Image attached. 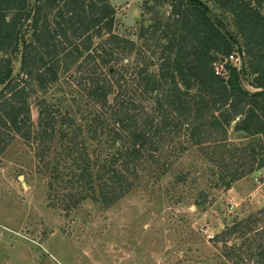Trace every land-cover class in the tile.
I'll list each match as a JSON object with an SVG mask.
<instances>
[{"label": "rangeland", "instance_id": "rangeland-1", "mask_svg": "<svg viewBox=\"0 0 264 264\" xmlns=\"http://www.w3.org/2000/svg\"><path fill=\"white\" fill-rule=\"evenodd\" d=\"M109 1L123 46L115 61L98 68L97 59L64 61L46 90L30 80L33 137L1 131L8 138L0 147V264H264V166L248 155L264 145L263 135L236 131L240 116L225 128L213 126L218 113L197 86L185 89L178 81L189 102L185 115L165 102L173 85L161 76V56L173 57L164 46L180 30L169 15L171 0ZM200 1L239 40V57L219 63L239 70L241 39L232 15ZM111 40L105 34L94 42ZM19 67L16 56L13 76ZM141 68L156 80L153 89L138 76ZM96 78L107 81L105 100L89 95ZM251 78H239L250 93L259 90ZM199 97L206 102L201 117L194 113ZM40 104L59 116L49 137L40 134ZM134 124L149 128L152 142L134 168L116 166L130 188L105 205L76 177L87 163L95 196L102 183L116 187L103 168L128 147ZM192 125L200 128L199 143L189 138ZM236 222L238 230L224 234Z\"/></svg>", "mask_w": 264, "mask_h": 264}, {"label": "trees", "instance_id": "trees-1", "mask_svg": "<svg viewBox=\"0 0 264 264\" xmlns=\"http://www.w3.org/2000/svg\"><path fill=\"white\" fill-rule=\"evenodd\" d=\"M212 1L219 8L228 10L233 17L241 39L238 49L242 54V66L237 70L225 62L223 70L216 73L215 64L234 53L239 40L232 39L220 28L219 22L208 15L205 4L200 0H171L169 15L180 30L164 46L165 51L173 53V57L161 56V76L174 86L164 100L172 110L185 115L189 111V102L184 100L185 90H180L178 81L185 89L197 86L202 95L209 97L212 109L218 113L213 117V126L225 128L240 116L234 124L236 131L262 134L264 137L263 0ZM114 16L115 8L109 0H0V147L8 138L1 131L14 132L24 139L34 135L27 102L30 80L46 90L56 82L64 61L88 63L89 59H97V68L107 67L115 61L123 46L118 44L122 40H117L113 33ZM28 31L29 38H26ZM105 34L112 38L111 43L101 41L95 44V39ZM16 56H20V67L17 76H13ZM146 71L141 68L138 76L147 88L153 89L157 82ZM240 74L250 75L252 85L259 90L246 91L239 81ZM107 86L105 78H96L89 91L90 97L105 100L109 94ZM194 105V113L203 116L206 108L204 98L199 97ZM55 113L52 107L40 104L42 138L49 137L55 130L59 118ZM135 126L129 130L128 147L116 150L110 159L113 165L103 168L108 178L118 181L114 182L116 187L102 183L99 197L95 196L93 173L87 163L82 165L76 177L80 184L81 180L86 181L89 195L105 205L117 200L120 190L130 188L116 166L122 163L125 168H134L143 158L144 148L152 142L149 128L137 129ZM157 130L154 128V133ZM200 135L199 126L192 125L189 138L199 143ZM263 151L264 145H260L251 147L248 153L258 160V168L264 166V155L259 157ZM87 196L83 194L81 199ZM239 226L240 222L234 223L224 234L234 233Z\"/></svg>", "mask_w": 264, "mask_h": 264}, {"label": "built area", "instance_id": "built-area-1", "mask_svg": "<svg viewBox=\"0 0 264 264\" xmlns=\"http://www.w3.org/2000/svg\"><path fill=\"white\" fill-rule=\"evenodd\" d=\"M235 54V55H234ZM237 57H239V56H236V53H232V54H230L227 58H225V61H228V60H235ZM222 71L223 70V65L222 64H216L215 65V71H216V73H219L220 71Z\"/></svg>", "mask_w": 264, "mask_h": 264}]
</instances>
